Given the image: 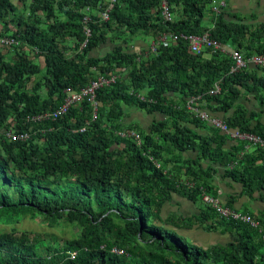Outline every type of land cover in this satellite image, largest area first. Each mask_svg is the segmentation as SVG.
<instances>
[{
  "label": "trees",
  "instance_id": "1",
  "mask_svg": "<svg viewBox=\"0 0 264 264\" xmlns=\"http://www.w3.org/2000/svg\"><path fill=\"white\" fill-rule=\"evenodd\" d=\"M17 1L21 7L0 0L5 34L15 22L28 45L12 49L13 55L0 51V130L14 127L31 137L12 141L0 133V224L16 226L30 217L50 228L72 227L73 237L59 244L56 235L45 238L15 227L0 231V264H264V241L247 223L221 217L208 205L199 216L162 214L173 193L196 205L202 203L201 187L216 197V169L241 185V196L264 191V148L255 145V156L244 159L246 142L236 141L228 150V135L199 134L190 126L201 121L187 108L188 99L202 96L212 114L228 112L244 93L264 89V77L257 76L258 69L230 74L228 57L217 53L206 59L210 51L192 55L184 39L159 47L157 55L137 57L124 47L133 35L155 39L160 33L208 32L246 57L264 56V24L235 20L227 8L217 13L214 0H168L175 14L171 22L162 16V0H119L108 22L97 14L108 0ZM86 14L92 36L83 48ZM97 49L101 55H93ZM110 73L123 78L99 90L97 111L84 102L56 122H27L57 109L68 88L79 90ZM216 83L221 92L210 95ZM124 106L165 118L145 130L129 120ZM226 122L264 141V129L252 128L242 112L236 110ZM125 131L140 139L122 136ZM184 152L196 153L195 159ZM183 170L201 184L186 186ZM234 201L230 197L228 207L234 208ZM256 218L264 230V212ZM194 226L230 234L231 242L204 248L177 231Z\"/></svg>",
  "mask_w": 264,
  "mask_h": 264
},
{
  "label": "clouds",
  "instance_id": "2",
  "mask_svg": "<svg viewBox=\"0 0 264 264\" xmlns=\"http://www.w3.org/2000/svg\"><path fill=\"white\" fill-rule=\"evenodd\" d=\"M218 1V5L217 6H215L214 5V2H213V4H212V7H213V10H215V12H217V13H220L222 10H223V8L225 9V8H227L228 9V2H229V0H225V2H224V5L221 3V0H217ZM119 3V0H108V5H107V7L104 9V10H99L98 11V16L100 17V19H101V21H103V22H108L109 20H110V14L112 13V10L114 9V7L117 5ZM161 9H162V16H163V18H164V20L166 21V22H171V21H173V19H174V17H175V14L171 11V9H170V5H169V3H168V0H162V2H161ZM90 10V8H88V7H85L82 11L84 12V13H87L88 11ZM169 11V13L171 14V18L170 19H167L166 17H165V11ZM22 12V11H21ZM104 14H108L109 15V18H108V20H105L104 19ZM28 18V17H27ZM205 20H207V21H209L208 20V18H206ZM90 21H91V19H90V17L86 14L84 17H83V19H82V24H83V26H84V30H85V33H86V38H85V41L83 42V45H82V47L83 48H86V46L88 45V41H89V39L91 38V28H89L88 26L90 25ZM13 23H15V22H11L10 23V25H9V31H8V33L7 34H5V31H4V29H3V27L4 26H2V25H0L1 27H2V32H0V51H2L3 50V48H7L8 50H11L12 52H13V50L12 49H14V48H16V50L17 51H19L20 50V48H21V44H23V45H26V46H28L27 44H25L24 43V41H23V37H22V35H20V33L19 32H21L22 31V29H21V27H18V25L16 24V25H13ZM46 25V26H45ZM16 26V28H12V27H15ZM210 26V25H209ZM46 27H47V23L45 24L44 23V25H43V29H44V31H46L47 32V30H46ZM88 31H89V34H87L88 33ZM128 34V33H127ZM161 34V33H160ZM157 35V37L155 38V39H150V42H149V40H147V39H149V38H144V36H141V35H137V36H134L133 35V38L132 39H128V38H125V40L128 42V44H125L124 45V47L126 48V50L127 51H130V52H134V53H136V54H138V56L137 57H139V56H142V55H145V54H148L149 52H151L153 55H157V50H158V48L159 47H170L174 42H178L180 39H184V40H186L185 38H184V36L185 35H179V34H174V33H163V34H161V35ZM129 35V34H128ZM205 35H207L212 41H215L212 37H211V35L208 33V32H205L204 34H202V35H192V36H197V37H201V36H205ZM175 36H178L179 38L178 39H176L175 38ZM188 36H190V35H188ZM130 37V36H129ZM125 40H119L118 41V44L120 43V42H123V41H125ZM61 40L58 38L57 40H56V42H57V44H61V42H60ZM187 42H188V40H186ZM218 42V41H217ZM219 44H220V48L219 49H214L213 47L212 48H210V47H205V46H200V49H199V51H194V50H192V48H191V45L189 44V42H188V47H189V53H191L192 55H201V54H203L204 52H206V51H210L209 53H205L204 54V57L206 58V59H209L210 58V54H217V53H222L224 56H226V57H228L231 61H232V66H231V68H230V74H236V73H239L240 71H244V70H248V69H254V68H256V69H258L259 71H260V69H264V66H262V65H255V64H252L251 62H249V60H251L253 57H256V56H261V57H264L263 55H257V54H254V55H252V56H250V57H246V55L245 54H243V52L240 50V49H236V48H234L233 46H229V45H223L222 43H220V42H218ZM108 44H110L109 42H108ZM107 44V45H108ZM62 45V44H61ZM234 52H239L242 56H243V58L245 59V61H247V66L245 67V68H242V69H239L238 71H236V72H232V69H233V67L235 66V62H234V60H233V53ZM14 53V52H13ZM13 53L12 54H10V55H13ZM136 57V58H137ZM119 72V71H118ZM124 77H127V76H124ZM99 78H104V79H106V80H108L109 81V84H104L103 86H101L97 91H96V97H98V95H97V93L99 92V90H101V89H103L104 87H106V86H109L110 84H112V83H115L116 82V80L118 79V78H123V77H121V75H115V74H113V73H110L109 75H108V77L107 76H104V75H100L99 77H97V79H95V80H92L87 86H85V87H83V88H81V89H79V90H75V89H71V88H68L66 91H65V96L64 97H66V95H67V93L69 92V91H73V92H79V91H81L82 89H85V88H87L92 82H95V81H97ZM220 92H221V88H220V86H219V84L218 83H216L215 84V88L213 89V90H211L210 91V95H217V94H220ZM63 97V101H64V98ZM96 97H94L95 98V101L94 102H89L88 100H83L82 102H80V103H78V104H76L74 107H72V108H77L78 106H80L81 104H83L84 102H87V103H89L90 105H93V107H94V109H95V111H97V108H98V106L100 105L97 101V98ZM171 97H175V99H178L179 97H176V95L175 94H171ZM144 97H141V96H139L138 95V99H141V100H145V99H143ZM179 100V99H178ZM63 101H62V103H63ZM200 102H205L203 99H202V96H199V97H196V98H190V99H188V101H187V108H188V111L190 110V112H191V114H192V116H194L195 118H197V119H199L200 121H201V123H204L205 125H208V126H210L211 128H213V129H215L217 132H219L221 135H228L231 139H230V141H242V142H246L247 144H248V146L250 145V142L249 141H247V140H242V139H240V138H237V137H235L234 135L236 134V133H240V134H242V135H254V134H250V133H244V132H241L240 130H239V128H234V129H232V128H230L228 125H227V122H226V120L225 119H223V118H220V117H218V116H216V115H214V114H212L208 109H206V108H203V107H201V106H199V103ZM62 103L59 105V107L62 105ZM206 103V102H205ZM206 105H207V103H206ZM58 107V108H59ZM208 107V106H207ZM71 108V109H72ZM70 109V110H71ZM56 110V109H55ZM69 110V111H70ZM124 110L131 116V118L129 119V120H133L134 121V119L136 118V119H138V120H140L141 122H142V120H141V118L142 117H148V118H150V121H149V124H143V122H142V127H143V129H145V130H148L149 129V127H150V125L154 122V121H163V119L165 118L164 116H162L161 114H159V113H148L147 111H145V110H139V109H137L136 107H128V106H124ZM51 111H54V110H51ZM50 111V112H51ZM45 112H48V111H45ZM45 112H43V113H45ZM42 114V113H41ZM37 115H40V114H37ZM36 114L35 115H33V116H30V117H27V122H29V123H35V124H41V123H45V122H50V120H46V121H42V122H37V121H35L34 120V118H35V116H37ZM97 118V115H96V113H94V120ZM128 119H127V121H129ZM57 121V120H56ZM56 121H52L51 120V122H56ZM192 127H195V126H193V125H191L190 126V128L192 129ZM85 131V128H83V129H81V132H84ZM13 133V134H16V135H21V134H24V133H27V132H17L15 129H14V127H10V128H8V130L7 129H5V130H0V133L3 135V136H5L7 139H9V140H12V141H21L20 139L19 140H13L12 139V137L11 136H9L8 134L9 133ZM29 134V133H28ZM121 135L122 136H125V137H134L136 140L137 139H140L139 138V136L135 133V132H127V131H125L124 133H121ZM258 136V135H257ZM30 134H29V139H30ZM29 139H27V140H29ZM26 140V141H27ZM23 142H25V141H23ZM254 145V144H253ZM257 146V145H256ZM260 146V145H259ZM253 147H255V145L253 146ZM185 153V152H184ZM183 153V154H184ZM190 153V152H189ZM182 174L183 175H185V171L183 170L182 171ZM185 180H186V186H188L189 188H192V187H196L197 185H199V184H201L198 180L196 181L194 178H189V177H187L186 175H185ZM201 204H198V205H200V206H203V205H208V206H210V207H212L217 213H218V211L211 205V204H208V203H206L205 201H204V198H205V196H210V197H212V198H214V199H216V200H218V201H221L220 203H221V205H223L224 207H226V208H229V209H231V210H234V211H236V212H238L241 216H243V217H246V218H248V217H250V219H251V221L250 222H253V224H255V225H251L250 223H249V221H245L244 219L243 220H241V219H232V220H240V221H242L243 223H247L249 226H251L252 228H257L258 230H259V232H260V234H261V238L263 239V241H264V234H263V229H262V226H261V223H260V221H258L257 220V218H256V215H259L260 213H254V212H249V213H244V212H242L241 210H238V209H236V208H230V207H228V205L226 204V203H223L224 201H222L220 198H219V195L217 194V196L216 197H214L213 195H211V194H209V193H207V191H206V189L205 188H203V187H201ZM261 192H264L263 190L261 191ZM173 195H177V196H179V197H181V198H183V199H186V200H188V201H190L188 198H186V197H183V196H180V195H178L177 193H173L172 194V196ZM171 202H172V200H171ZM170 202V203H171ZM191 202V201H190ZM193 203V202H192ZM195 204V203H194ZM167 205H169V204H167ZM264 212V210L261 212V213H263ZM219 214V213H218ZM220 215V214H219ZM221 216V215H220ZM184 217V216H183ZM191 217V216H190ZM222 217V216H221ZM225 218V217H224ZM227 219H231V218H227ZM248 220V219H247ZM240 221H238V222H240ZM178 232L180 231V230H177ZM180 233V232H179ZM181 234V233H180ZM211 234V233H210ZM118 249V248H117ZM113 250V249H112ZM120 250V249H119ZM123 251V250H122ZM116 254V253H115ZM122 254H124V251H123V253ZM122 254H119V255H122Z\"/></svg>",
  "mask_w": 264,
  "mask_h": 264
},
{
  "label": "crops",
  "instance_id": "3",
  "mask_svg": "<svg viewBox=\"0 0 264 264\" xmlns=\"http://www.w3.org/2000/svg\"><path fill=\"white\" fill-rule=\"evenodd\" d=\"M228 12L232 14L236 20V18H246L243 19L246 24L256 25L257 23L264 24V0H229L228 2ZM249 17V18H248ZM253 69V68H252ZM256 69V68H254ZM258 77H264V72L256 71ZM175 99V98H174ZM178 101V99H175ZM199 106L206 108L207 105L205 102H200ZM238 110L242 112L251 124V127H255L256 125H260L262 129H264V89L261 91H257L256 93H244L241 95L240 99L237 100L233 109H230L228 112H217L215 115L223 118L229 119L231 118L235 111ZM143 124H149L150 118H141ZM140 121V120H139ZM141 122V121H140ZM141 122V124H142ZM192 127V129L197 130V132L203 136H215V129L211 128L204 123H200L197 127ZM227 144L224 146L226 149L236 144V141H227ZM253 144L247 145V150L244 151V159L252 158L255 156V147ZM184 156L187 158L195 159L196 153L194 152H186ZM243 160L240 159L235 165L240 164ZM245 162V160H244ZM242 166H245L241 164ZM217 172L215 174L216 181L215 185L218 190L219 198L224 201L223 203L228 202L230 197H234L235 201L233 203L234 208L241 210L244 213L254 212L261 213L264 210V202L261 200L260 196H264V192H256L252 198L240 195L242 188L241 185L235 181H232L230 177L224 172V170L216 169ZM200 205H196L186 199H183L177 195L172 196V202L169 205H166L163 209L165 211V216L167 217L170 212L176 213L179 216L190 217V216H199L200 215ZM191 211L192 215H189L186 211ZM163 214V213H162ZM165 217V218H166ZM181 231V230H180ZM179 231V232H180ZM183 233H191L200 235L210 234L207 233L203 228L194 226L189 229H182ZM213 234L212 241L213 245H225L231 242L230 234H221V233H211ZM195 237V235H193ZM196 245H199L198 240L194 239ZM211 247V246H209ZM204 247V248H209Z\"/></svg>",
  "mask_w": 264,
  "mask_h": 264
},
{
  "label": "built area",
  "instance_id": "4",
  "mask_svg": "<svg viewBox=\"0 0 264 264\" xmlns=\"http://www.w3.org/2000/svg\"><path fill=\"white\" fill-rule=\"evenodd\" d=\"M224 2L225 0H221V3L223 5H224ZM164 14L167 19L171 18V14L169 13V11L166 10ZM108 18H109V15L104 14V19L108 20ZM87 34H89V31ZM175 38L178 39L179 37L175 36ZM184 38L188 40L189 44L191 45L192 50L194 51H199L201 45L205 47H210V48L213 47L214 49L220 48V44L217 41H212L207 35L201 36V37L190 35V36H184ZM233 60L235 62V66L233 67L232 72H236L239 69L245 68L247 66V61H245V59L239 52L233 53ZM249 62L255 65L264 66V57L256 56V57H253L251 60H249ZM104 84H109V81L104 78H99L97 81L92 82L87 88L82 89L79 92L69 91L66 97H64L65 99L59 108L51 112L48 111L40 115H37L35 116L34 120L37 122H42L46 120L56 121L62 118L64 115H66L72 107L82 102L83 100L94 102L95 101L94 97H96V91ZM8 135L11 136L13 140L20 139L21 141H26L27 139H29L28 133L16 135L10 132ZM234 136L242 140H247L250 142V144L260 145V147L264 148V141L260 138V136L247 135V134L242 135L240 133H236ZM204 201L208 204H211L222 217L231 218V219H241V220L244 219L245 221H249L251 225H255L253 224V222H250L251 221L250 217L248 218L243 217L238 212L224 207L223 205H221L220 203L221 201H218L210 196H205ZM112 252L116 254L123 253L122 250H119L117 248H114Z\"/></svg>",
  "mask_w": 264,
  "mask_h": 264
},
{
  "label": "rangeland",
  "instance_id": "5",
  "mask_svg": "<svg viewBox=\"0 0 264 264\" xmlns=\"http://www.w3.org/2000/svg\"><path fill=\"white\" fill-rule=\"evenodd\" d=\"M214 5L217 6L218 5V1L217 0H214ZM18 7H21V4L15 0L14 2ZM208 11V10H207ZM209 12V11H208ZM22 14L25 18L28 17V14L25 10L22 11ZM209 15L211 16L210 12H209ZM249 18V17H248ZM43 23H47L45 21L42 22ZM261 25L263 23H257L256 24V27L257 25ZM13 25H16V23H13ZM205 25L206 26H209V21L205 20ZM12 28H16L15 27H12ZM0 32H2V27L0 26ZM149 40L150 42V39H147ZM110 47V44H108L106 47ZM4 53H6L7 55L11 54L12 51L11 50H8L7 48H3L2 50ZM102 54V51L101 49H97L96 51H94V54L93 55H101ZM145 118H148L147 116ZM135 122L137 123H141L138 119H134ZM187 213H189V215H192L191 211L187 210L186 211ZM165 211L163 212V217L165 218ZM175 213H172L170 212V214L166 217V219L170 216V215H173ZM16 228L18 231H30V232H33L41 237H45L47 238L46 235H56L57 238H55L56 240H58L59 244H63L64 241L68 240L69 238L73 237V229L72 227H59V228H50L48 227L47 225H43V224H40L39 222H37L36 220L28 217L27 219H25L23 222L17 224L16 226H6V225H2L0 224V231L1 232H5V231H11L13 228ZM181 235L186 237L190 242L196 244L194 242V239H196V241L198 240L199 244L203 245V247H209V246H212L213 244V241H212V236L213 234H204L203 237L202 235H200V233H197V234H191V233H183V231L181 230L180 231ZM195 235V237L193 236ZM47 242H51V239L49 238L47 240Z\"/></svg>",
  "mask_w": 264,
  "mask_h": 264
}]
</instances>
